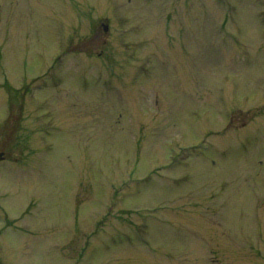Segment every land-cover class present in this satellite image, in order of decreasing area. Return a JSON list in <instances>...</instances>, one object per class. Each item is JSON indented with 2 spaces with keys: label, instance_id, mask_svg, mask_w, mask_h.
I'll use <instances>...</instances> for the list:
<instances>
[{
  "label": "rangeland",
  "instance_id": "374dc122",
  "mask_svg": "<svg viewBox=\"0 0 264 264\" xmlns=\"http://www.w3.org/2000/svg\"><path fill=\"white\" fill-rule=\"evenodd\" d=\"M0 152V264H264V0H0Z\"/></svg>",
  "mask_w": 264,
  "mask_h": 264
},
{
  "label": "water",
  "instance_id": "95a60500",
  "mask_svg": "<svg viewBox=\"0 0 264 264\" xmlns=\"http://www.w3.org/2000/svg\"><path fill=\"white\" fill-rule=\"evenodd\" d=\"M104 27H105V29H107V26L106 25Z\"/></svg>",
  "mask_w": 264,
  "mask_h": 264
}]
</instances>
